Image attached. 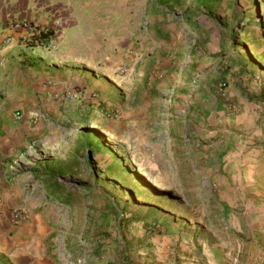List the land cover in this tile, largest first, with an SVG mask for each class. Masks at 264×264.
<instances>
[{"label":"rangeland","instance_id":"1","mask_svg":"<svg viewBox=\"0 0 264 264\" xmlns=\"http://www.w3.org/2000/svg\"><path fill=\"white\" fill-rule=\"evenodd\" d=\"M131 1L136 6L130 7ZM153 1L162 5L158 9L167 22L182 25V119L171 120V127L182 128L176 132L180 136L166 131V88L155 93L110 84L100 98L91 95L81 118L68 119L62 154L61 142L31 139L21 154L26 164L14 158V166L23 165L18 186L30 214L25 207L24 235L18 227L0 223V264H152L150 233L170 238L165 264H173L176 255L182 264H212L206 255L214 253L221 257L215 264H264L261 187L259 199L243 195L237 182L229 183L233 168L220 172L197 166L184 152L201 147V141L196 143L201 130L208 134L217 128L208 116L234 112L229 90L245 92L246 101L257 106L252 110H258L261 128L264 0H74L73 11L62 10L65 15L106 17L109 37L129 20L131 10L137 13L139 30H150L147 5ZM54 19L57 24L51 27ZM43 24H50L53 38L58 19ZM242 82L255 89L242 90ZM228 125L226 132L232 131ZM216 138L210 135L209 142ZM176 144L182 145V155L170 152ZM46 161L57 173L53 182L45 181L44 167L35 171V164ZM33 216L42 219L41 228L29 227ZM232 222L239 225L233 235L226 229ZM137 229H144V235L139 237Z\"/></svg>","mask_w":264,"mask_h":264},{"label":"crops","instance_id":"2","mask_svg":"<svg viewBox=\"0 0 264 264\" xmlns=\"http://www.w3.org/2000/svg\"><path fill=\"white\" fill-rule=\"evenodd\" d=\"M133 6L136 2L131 1L130 7ZM160 6L155 1L147 5L150 30H139L137 13L131 10L129 20L124 21L117 32L116 29L111 31L108 37L106 17L63 13L62 7L67 12L75 7L74 0H0V223L3 221L9 229L18 227L21 235L27 232L25 222L28 220L14 221L12 210L8 208L16 204V207L30 209L20 198L23 192L18 186L23 176L22 164H26L21 154L28 140L61 142L62 154L66 150L68 119H80L86 101L92 99L91 95L100 98L104 87L110 84L121 88L145 87L149 88L147 92L155 93L166 88L167 102H170L163 112L165 124L169 120L166 131L168 135L181 132L182 128L171 127V120L182 119V25L167 22L166 15L158 9ZM53 16L60 24L51 38L56 49L48 53L38 51L37 47H25L21 39L23 29L8 26L14 20L41 25ZM86 23L90 25L85 26ZM252 87L245 86V82L240 86L248 92L255 89ZM229 92L233 96L234 112L223 114L218 110L215 117L208 116L217 128L208 134L201 130L196 139V143L202 142L201 147L186 148L184 158L188 156L197 166H214L220 172L223 168H233L229 171V183L237 182L240 193H249L253 199L260 192L258 187L264 192V122L260 128L258 110H252L257 106L246 101L245 92L242 95ZM226 123H229L226 128L232 131L226 132ZM247 130H251L250 135ZM214 134L217 138L210 143L209 137ZM170 152L182 155V145L172 146ZM14 158L19 159V163L22 161L18 168L14 166ZM179 158L182 163V157ZM50 162L34 165L37 172V168L44 167L46 182H53L57 175ZM216 180L222 182L220 178ZM248 203L253 204L251 199ZM256 205L262 207V202ZM28 212L30 214V210ZM252 213H247L250 227L254 226ZM28 225L41 228L43 222L33 216ZM226 229L233 235L234 230H239L238 222L229 223ZM135 233L141 237L144 229H137ZM169 240V236L148 234L147 241L155 244L152 264L168 261ZM206 256L212 264L221 258L215 253ZM171 260L173 264H182L179 255Z\"/></svg>","mask_w":264,"mask_h":264},{"label":"built area","instance_id":"3","mask_svg":"<svg viewBox=\"0 0 264 264\" xmlns=\"http://www.w3.org/2000/svg\"><path fill=\"white\" fill-rule=\"evenodd\" d=\"M57 20L51 24L56 26ZM9 28L17 29L22 28L21 34L22 43L27 48H42L43 50H54L55 43L52 41L50 32V24H37L27 20H14L9 22ZM19 117V113H15ZM11 217L14 221H21L25 217V210L20 207H15L11 212Z\"/></svg>","mask_w":264,"mask_h":264}]
</instances>
